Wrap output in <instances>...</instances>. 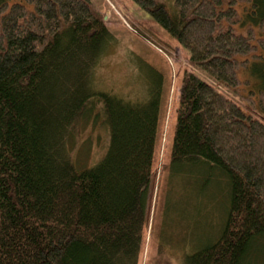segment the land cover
<instances>
[{"label": "trees", "instance_id": "16d2710c", "mask_svg": "<svg viewBox=\"0 0 264 264\" xmlns=\"http://www.w3.org/2000/svg\"><path fill=\"white\" fill-rule=\"evenodd\" d=\"M132 2L195 70L178 91L171 169L216 177L226 195L217 237L183 264H258L264 0H174L172 10L162 0ZM104 16L91 0H0V264H140L161 77L137 100L95 88L111 37ZM97 123L105 153L92 166L76 165L80 132Z\"/></svg>", "mask_w": 264, "mask_h": 264}, {"label": "rangeland", "instance_id": "374dc122", "mask_svg": "<svg viewBox=\"0 0 264 264\" xmlns=\"http://www.w3.org/2000/svg\"><path fill=\"white\" fill-rule=\"evenodd\" d=\"M91 1L105 15L111 34L106 51L94 69L95 88L125 100H137L156 83L155 78L161 77L160 138L140 264H183L184 255L217 237L226 201L216 177L208 179L199 175L197 179L192 174L195 170L176 175L169 163L181 79L195 70L189 66L186 51L132 0ZM162 1L169 10L173 9L174 0ZM244 78L250 79L252 86L257 83L249 73ZM256 113L264 119L263 110L258 108ZM98 124L93 126L96 129L85 126L81 135L78 133L81 137L72 150L76 165L92 166L103 157L107 135ZM258 264H264V246Z\"/></svg>", "mask_w": 264, "mask_h": 264}]
</instances>
